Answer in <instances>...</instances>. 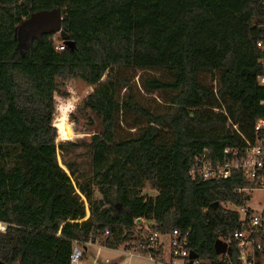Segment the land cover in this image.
<instances>
[{"label": "trees", "instance_id": "1", "mask_svg": "<svg viewBox=\"0 0 264 264\" xmlns=\"http://www.w3.org/2000/svg\"><path fill=\"white\" fill-rule=\"evenodd\" d=\"M56 8L75 49L60 39L56 50L54 35L19 46L18 26ZM105 74L111 91L83 100L98 132L72 142V108L93 84L54 109L57 87ZM259 77L264 0H0V261L69 264L72 241L116 250L142 220L144 234L188 231L203 264H237L233 241L222 256L213 242L238 227L223 206H240L248 195L235 190L251 184L236 171L194 181L189 169L254 143ZM80 146L85 168L71 158Z\"/></svg>", "mask_w": 264, "mask_h": 264}, {"label": "built area", "instance_id": "2", "mask_svg": "<svg viewBox=\"0 0 264 264\" xmlns=\"http://www.w3.org/2000/svg\"><path fill=\"white\" fill-rule=\"evenodd\" d=\"M56 50H64V45H56ZM257 83L261 87L264 86V77H259ZM260 104L264 106V101ZM253 133L254 143L246 146L239 156H234L222 163H211L205 159L204 154L195 156L189 169V176L194 181L226 179L233 171H236L251 184L249 188L235 190L236 193L248 195L247 200L231 210L237 215L238 227L226 238L218 237L227 245L229 241L235 243L238 253L237 264H264V119L255 121ZM224 153L235 155L234 150H225ZM251 192H259L261 197L253 200ZM142 224L139 222L135 228L136 236L140 231L141 234L134 242L118 247L127 256L122 264H128L134 256H145L152 264H203L202 260L188 247V231L173 230L170 233L144 234L145 229L148 228L144 226L142 231L140 228ZM5 229L6 225L0 223V232H4ZM107 234L108 232L104 233L105 236ZM90 246L98 249L93 256V263H96L99 249L106 248L98 238L86 243L72 241L69 264H80ZM192 252L193 257H191Z\"/></svg>", "mask_w": 264, "mask_h": 264}, {"label": "rangeland", "instance_id": "3", "mask_svg": "<svg viewBox=\"0 0 264 264\" xmlns=\"http://www.w3.org/2000/svg\"><path fill=\"white\" fill-rule=\"evenodd\" d=\"M59 40H60L59 35L55 34L53 37V41L56 45L59 43ZM106 77L107 75L105 74L100 79H97L96 77H93L90 80L83 78H71L67 80L62 86L57 87V92H55L54 94V109L62 99L71 98L75 96L76 88L78 85L83 86L88 82H91L93 84L92 89L89 91V93L80 100L78 105L72 108L73 114L70 117V120L72 122H75V124H70L69 128L71 130V137H76V139L71 140L72 142H77L79 144L86 143L88 142L90 136L98 132L97 124L94 121L92 113L88 112L83 107V100L91 93L102 94L104 91H111L109 80ZM61 121H62V116L61 115L57 116L54 119V125L58 126ZM84 151L85 150L80 146V148L76 149L75 154L71 156V158L78 163L80 168H85L87 163L86 160L84 159L85 157ZM58 163L64 168V166L61 164V159L59 156H58ZM65 171L67 172L66 169ZM145 193L149 195L155 194V192L149 191L148 189H146ZM250 194L254 198L261 197V193L259 192H251ZM223 207L230 211L234 209L230 205H224ZM140 224H142V221H140ZM97 250H98L97 247H93V246L88 247L87 252L85 253V256L81 259L80 264H112V262H116V264H122L124 260L127 258V256H125L122 253L121 249L114 250V249L101 248L98 251V260L96 261V263H93V256L96 254ZM128 264H152V263L149 262L145 256H134L130 259Z\"/></svg>", "mask_w": 264, "mask_h": 264}, {"label": "water", "instance_id": "4", "mask_svg": "<svg viewBox=\"0 0 264 264\" xmlns=\"http://www.w3.org/2000/svg\"><path fill=\"white\" fill-rule=\"evenodd\" d=\"M64 11L59 8L50 11H40L31 14L25 19L16 29L15 36L18 40L19 46H24L26 43H30L34 39H40L44 35H55L58 34L59 38L63 41L64 45L70 50L75 49L74 42L70 41L68 34L62 27ZM54 137V132H53ZM217 206V202L211 204V208ZM140 221V220H137ZM230 248L227 243L220 239H215L213 242V251L216 255L228 254ZM194 253H191V257ZM0 264H5L0 261Z\"/></svg>", "mask_w": 264, "mask_h": 264}, {"label": "crops", "instance_id": "5", "mask_svg": "<svg viewBox=\"0 0 264 264\" xmlns=\"http://www.w3.org/2000/svg\"><path fill=\"white\" fill-rule=\"evenodd\" d=\"M252 199H253V200H255V198H254V197H252ZM217 239H218V238H217ZM107 249H108V248H107ZM221 256H222V255H221Z\"/></svg>", "mask_w": 264, "mask_h": 264}]
</instances>
